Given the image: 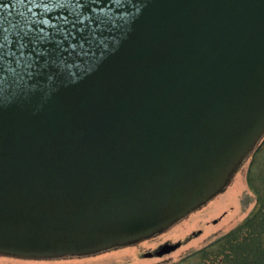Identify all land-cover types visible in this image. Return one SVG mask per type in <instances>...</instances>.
Masks as SVG:
<instances>
[{"label": "water", "instance_id": "obj_1", "mask_svg": "<svg viewBox=\"0 0 264 264\" xmlns=\"http://www.w3.org/2000/svg\"><path fill=\"white\" fill-rule=\"evenodd\" d=\"M15 3L0 0V27ZM91 7L92 23L42 45L32 75L5 74L2 255H84L163 231L223 191L264 136V0Z\"/></svg>", "mask_w": 264, "mask_h": 264}, {"label": "rangeland", "instance_id": "obj_2", "mask_svg": "<svg viewBox=\"0 0 264 264\" xmlns=\"http://www.w3.org/2000/svg\"><path fill=\"white\" fill-rule=\"evenodd\" d=\"M250 161L251 158L236 172L223 193L141 244L53 258L28 259L0 254V264H197L183 259L237 226L255 209L256 195L247 182ZM167 241L182 245L161 257L143 253Z\"/></svg>", "mask_w": 264, "mask_h": 264}, {"label": "snow or ice", "instance_id": "obj_3", "mask_svg": "<svg viewBox=\"0 0 264 264\" xmlns=\"http://www.w3.org/2000/svg\"><path fill=\"white\" fill-rule=\"evenodd\" d=\"M95 0H16L14 9L8 12L10 21L0 27V89L7 87L6 73L13 76L17 70L29 76L37 71L39 61L43 59L38 53L44 52L42 45L56 40L57 33H64L66 28L77 23L93 22ZM7 10L8 6H3ZM67 10V15L64 14ZM59 22L53 23L52 13ZM106 15L103 8L99 15ZM83 31V29H81ZM14 65V66H13Z\"/></svg>", "mask_w": 264, "mask_h": 264}, {"label": "trees", "instance_id": "obj_4", "mask_svg": "<svg viewBox=\"0 0 264 264\" xmlns=\"http://www.w3.org/2000/svg\"><path fill=\"white\" fill-rule=\"evenodd\" d=\"M247 182L256 195L255 209L237 226L183 261L197 264H264V139L251 156Z\"/></svg>", "mask_w": 264, "mask_h": 264}, {"label": "flooded vegetation", "instance_id": "obj_5", "mask_svg": "<svg viewBox=\"0 0 264 264\" xmlns=\"http://www.w3.org/2000/svg\"><path fill=\"white\" fill-rule=\"evenodd\" d=\"M156 235H157V234H156ZM150 238H151V237H150ZM150 238L142 239V240H140V241L134 243L133 246L138 245V244H141V243H143V242H145V241H148V240H150ZM151 239H152V238H151ZM166 243H169V242L167 241V242H165V243H160V244H158L155 248H153V250H149V251H146V252H143V253H144L145 255L151 253V254H152L151 256H153V255L158 256V255H157V252H159V251L161 250V248L163 247V245H165ZM164 256H165V255H164Z\"/></svg>", "mask_w": 264, "mask_h": 264}]
</instances>
